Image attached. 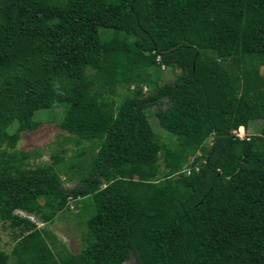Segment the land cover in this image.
<instances>
[{"label":"trees","instance_id":"1","mask_svg":"<svg viewBox=\"0 0 264 264\" xmlns=\"http://www.w3.org/2000/svg\"><path fill=\"white\" fill-rule=\"evenodd\" d=\"M263 66L264 0H0V264H264ZM55 109L75 154L31 166ZM71 202L77 253L31 219Z\"/></svg>","mask_w":264,"mask_h":264},{"label":"rangeland","instance_id":"2","mask_svg":"<svg viewBox=\"0 0 264 264\" xmlns=\"http://www.w3.org/2000/svg\"><path fill=\"white\" fill-rule=\"evenodd\" d=\"M261 72L264 73V66L261 68ZM176 77V71L170 69H164L159 73V83L164 84L174 80ZM122 90V89H121ZM145 92H148V87H145ZM61 108H59L60 110ZM155 107H151L150 121L153 127V130L159 133L161 136L168 138L169 135L159 126L158 121L153 113ZM55 109L52 112L53 120H47V112L42 110L37 111V117L41 121L39 126L31 131H25L21 133L20 139L18 140L15 150L23 151L25 153L32 151L34 149H41L43 155L37 159H30L31 166L38 162H51V154L56 153L61 147L67 148L65 154L66 158H71L75 154L74 149L76 148L73 144L64 142V138L67 136V133L62 130L57 125V119L59 118V111ZM264 128V120H254L250 122L248 130L239 129V135L254 134L259 133L261 129ZM170 138V137H169ZM207 144H210V140L207 141ZM163 150L161 149V152ZM34 163V164H33ZM62 179L64 185L67 188L73 187L78 183L79 177L74 176L69 178L68 174L62 173ZM87 203L89 200L86 201ZM82 204H85L83 202ZM79 205V204H78ZM81 205V204H80ZM90 206H86L82 209V213L78 206L76 207L75 202L70 203V209L61 212L55 220L49 223H43L41 220L37 219L31 215V219L35 220L39 226H44L50 229L54 234L60 238L67 248L74 253H77L82 244L84 243L86 236V220L88 218V212ZM24 215L22 211H17ZM15 240L12 236V231L9 227L2 226L0 222V245L2 249L10 253ZM123 264H135L134 257H131L129 260Z\"/></svg>","mask_w":264,"mask_h":264},{"label":"built area","instance_id":"3","mask_svg":"<svg viewBox=\"0 0 264 264\" xmlns=\"http://www.w3.org/2000/svg\"><path fill=\"white\" fill-rule=\"evenodd\" d=\"M237 134L239 135V131L237 132ZM239 136H243V135H239Z\"/></svg>","mask_w":264,"mask_h":264},{"label":"clouds","instance_id":"4","mask_svg":"<svg viewBox=\"0 0 264 264\" xmlns=\"http://www.w3.org/2000/svg\"><path fill=\"white\" fill-rule=\"evenodd\" d=\"M240 129H242V128H240Z\"/></svg>","mask_w":264,"mask_h":264}]
</instances>
